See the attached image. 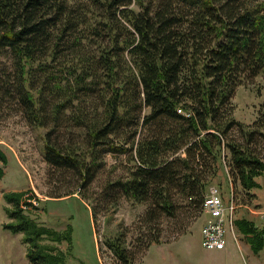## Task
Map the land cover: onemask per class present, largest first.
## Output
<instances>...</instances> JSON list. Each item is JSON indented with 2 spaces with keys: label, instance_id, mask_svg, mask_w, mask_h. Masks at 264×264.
Returning a JSON list of instances; mask_svg holds the SVG:
<instances>
[{
  "label": "trees",
  "instance_id": "obj_1",
  "mask_svg": "<svg viewBox=\"0 0 264 264\" xmlns=\"http://www.w3.org/2000/svg\"><path fill=\"white\" fill-rule=\"evenodd\" d=\"M263 73L264 0H0V120L13 111L44 130L47 164L83 184L116 157L113 186L147 205L146 222L201 212L216 179L251 203L264 174V99L245 124L232 98ZM6 163L0 147V177ZM23 194H3V228L23 234L30 264H68L58 245L73 251L71 227L30 219ZM235 223L258 253L264 226ZM107 243L131 262L120 239Z\"/></svg>",
  "mask_w": 264,
  "mask_h": 264
},
{
  "label": "rangeland",
  "instance_id": "obj_2",
  "mask_svg": "<svg viewBox=\"0 0 264 264\" xmlns=\"http://www.w3.org/2000/svg\"><path fill=\"white\" fill-rule=\"evenodd\" d=\"M262 86L264 73L237 88L232 98L237 120L249 124L255 119L258 104L264 99L258 95ZM43 132L29 127L13 111H6L0 120V147L7 156L0 177V264H30L23 234L3 228L11 220L7 208L12 207L3 194L11 191H25L19 208L30 219L58 231L69 224L73 251L68 254L65 242L58 245L65 251L68 264H264V237L256 253L236 225L234 234L238 242L230 244L236 242L230 237L227 251L203 248L200 228L204 216L198 207H181L174 216L156 213L154 219L144 221L147 205L128 200L113 186L121 167H115L118 160L112 155L104 157V165L88 184H83L77 173L63 174L45 161ZM257 181L260 187L250 190L251 203L239 201L235 215L236 220L244 218L261 229L264 174ZM217 182L216 179L208 189L220 187L229 193L225 196L229 198L231 184L227 191L224 181L220 185ZM116 238L130 252L131 262H122L108 246L107 242ZM47 242L51 243H44Z\"/></svg>",
  "mask_w": 264,
  "mask_h": 264
},
{
  "label": "built area",
  "instance_id": "obj_3",
  "mask_svg": "<svg viewBox=\"0 0 264 264\" xmlns=\"http://www.w3.org/2000/svg\"><path fill=\"white\" fill-rule=\"evenodd\" d=\"M31 201V200H29ZM35 203L34 201H31ZM237 203L232 188L230 196L224 200L217 187H210L205 194L202 211L203 222L200 228L201 245L207 250H224L230 237L238 242L234 234ZM264 214H261L263 216ZM264 224V220H263Z\"/></svg>",
  "mask_w": 264,
  "mask_h": 264
},
{
  "label": "crops",
  "instance_id": "obj_4",
  "mask_svg": "<svg viewBox=\"0 0 264 264\" xmlns=\"http://www.w3.org/2000/svg\"><path fill=\"white\" fill-rule=\"evenodd\" d=\"M232 243H235V242H232V241H231V243H230V244H232ZM235 245H236V244H235ZM224 250H226V251H227V248H226V249H224Z\"/></svg>",
  "mask_w": 264,
  "mask_h": 264
}]
</instances>
